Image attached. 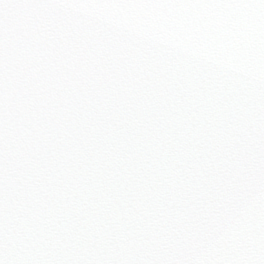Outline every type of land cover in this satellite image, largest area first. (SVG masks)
<instances>
[{
    "label": "snow or ice",
    "instance_id": "snow-or-ice-1",
    "mask_svg": "<svg viewBox=\"0 0 264 264\" xmlns=\"http://www.w3.org/2000/svg\"><path fill=\"white\" fill-rule=\"evenodd\" d=\"M0 264H264V0H0Z\"/></svg>",
    "mask_w": 264,
    "mask_h": 264
}]
</instances>
